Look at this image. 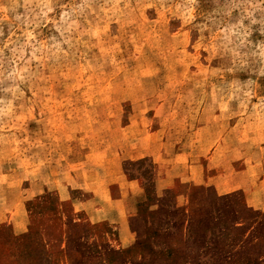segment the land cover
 Wrapping results in <instances>:
<instances>
[{
  "label": "rangeland",
  "instance_id": "obj_1",
  "mask_svg": "<svg viewBox=\"0 0 264 264\" xmlns=\"http://www.w3.org/2000/svg\"><path fill=\"white\" fill-rule=\"evenodd\" d=\"M0 264H264V0H0Z\"/></svg>",
  "mask_w": 264,
  "mask_h": 264
}]
</instances>
